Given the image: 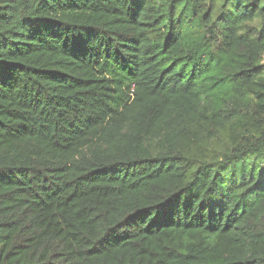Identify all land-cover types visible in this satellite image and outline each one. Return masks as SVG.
Returning a JSON list of instances; mask_svg holds the SVG:
<instances>
[{
  "label": "trees",
  "instance_id": "trees-1",
  "mask_svg": "<svg viewBox=\"0 0 264 264\" xmlns=\"http://www.w3.org/2000/svg\"><path fill=\"white\" fill-rule=\"evenodd\" d=\"M264 0H0V264H264Z\"/></svg>",
  "mask_w": 264,
  "mask_h": 264
},
{
  "label": "rangeland",
  "instance_id": "rangeland-1",
  "mask_svg": "<svg viewBox=\"0 0 264 264\" xmlns=\"http://www.w3.org/2000/svg\"><path fill=\"white\" fill-rule=\"evenodd\" d=\"M262 56H263L262 61H263V63H264V52L262 53Z\"/></svg>",
  "mask_w": 264,
  "mask_h": 264
}]
</instances>
